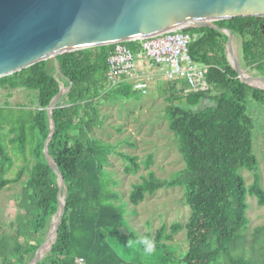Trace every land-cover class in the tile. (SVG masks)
Segmentation results:
<instances>
[{
  "label": "trees",
  "instance_id": "trees-1",
  "mask_svg": "<svg viewBox=\"0 0 264 264\" xmlns=\"http://www.w3.org/2000/svg\"><path fill=\"white\" fill-rule=\"evenodd\" d=\"M215 22L229 28L237 38L241 66L264 77V14L230 16ZM184 30L201 32L190 42L189 53L194 61L210 64L205 90L183 94V78L168 80L162 87L172 97L164 113L184 166L169 180L149 171L132 185L128 199L137 203L144 192L183 184L182 198L190 210L183 224L185 248L177 254L170 244L181 227L177 219L169 224L168 231L162 224L153 234L137 237L124 226L120 210L110 201L116 195L109 190L102 164L111 145L91 132L101 124L102 101L112 92L126 98L132 87L126 81L109 85L105 77L106 44L57 54L63 75L58 80L51 58L0 76V86L34 89V98L41 105L31 113L28 123L22 117L17 119L18 132L11 138L22 149L27 124L34 160L16 195L20 212L8 222L10 230L0 231V264H24L47 240L59 187L43 156L48 117L45 105L57 93L58 83L65 85L66 80L70 85L61 97L64 105L51 113L53 129L47 142V152L63 180V208L51 247L33 264H77L75 257H82L83 264H262L259 258L245 259L244 254L233 252L246 223V194H254L259 204L264 202L258 176L254 173L253 181L246 184L239 171L244 167L255 172L258 166L251 147L252 119L245 102L250 97L264 105V89L252 87L237 76L227 59L223 32L206 26ZM127 43L132 47L131 41ZM122 155L137 165L135 155ZM11 164L0 134V189L20 175V171L15 177L6 175ZM131 167L126 165L125 170ZM147 240L152 241L153 249L145 263L144 258L138 259L137 247L145 248Z\"/></svg>",
  "mask_w": 264,
  "mask_h": 264
},
{
  "label": "rangeland",
  "instance_id": "rangeland-1",
  "mask_svg": "<svg viewBox=\"0 0 264 264\" xmlns=\"http://www.w3.org/2000/svg\"><path fill=\"white\" fill-rule=\"evenodd\" d=\"M234 40L237 42L235 36ZM126 44L131 47L127 42ZM235 51L238 59L237 47ZM238 63L241 66L239 59ZM241 67L248 74L262 80L258 83L264 84V77H260L255 70ZM166 81L153 78L146 93L132 89L126 98L110 93L99 105L101 124L93 127L91 134L111 145L102 167L106 172L109 190L116 195L110 201L120 210L124 226L135 236L142 238L146 234H153L162 224L168 231L169 224L177 219L181 227L174 233V240L170 244L179 254L187 244L183 224L190 212L182 198L183 184L161 186L150 193L144 192L142 200L137 203L128 199L132 185L140 182L149 171L157 178L169 180L184 166V160L177 148V139L167 127V117L164 113L172 99L169 92L162 89L165 88ZM34 94V89L24 86H0V134L12 159L6 175L15 177L20 171L16 180L0 189L1 232L10 230L8 222L13 221L20 212L16 205V195L20 190V182L28 175V168L34 160L31 133L27 124L23 148L19 149L17 143L11 140L18 132L15 124L17 119L21 120L22 117L24 122L28 123L31 113L38 109L34 105ZM245 106L252 119L251 147L258 166L255 172L244 167L239 171L246 184L253 181L255 173L264 189V105L248 97ZM11 124L13 128H10ZM122 154L135 155L137 165L134 166ZM126 165L132 166L131 169L126 171ZM245 204L246 223L239 233L238 246L233 253H242L245 259L259 258L264 264V202L259 204L254 194L247 193ZM137 249L138 259L144 258L145 263L151 259L152 241L147 240L145 248ZM218 264L226 263L222 261Z\"/></svg>",
  "mask_w": 264,
  "mask_h": 264
},
{
  "label": "water",
  "instance_id": "water-1",
  "mask_svg": "<svg viewBox=\"0 0 264 264\" xmlns=\"http://www.w3.org/2000/svg\"><path fill=\"white\" fill-rule=\"evenodd\" d=\"M250 14H264V0H0V76L51 58L58 80L63 78L57 60L59 53L129 41L174 27L206 26L226 35L227 59L237 76L252 87L264 89L263 85L253 83L241 74L232 63L233 47L236 49L237 42L229 28L215 22L219 18ZM69 85L68 80L65 85L59 82L57 93L45 105L49 108V125L46 123L42 150L56 175L59 200L54 214L60 211L59 216L65 189L47 152V142L53 129L51 113L54 108L64 105L62 101L50 108L52 100L59 93L63 95ZM55 223L51 226V239L32 252L31 264L51 247Z\"/></svg>",
  "mask_w": 264,
  "mask_h": 264
},
{
  "label": "built area",
  "instance_id": "built-area-1",
  "mask_svg": "<svg viewBox=\"0 0 264 264\" xmlns=\"http://www.w3.org/2000/svg\"><path fill=\"white\" fill-rule=\"evenodd\" d=\"M200 33L174 27L129 40L132 47L127 41L109 43L105 70L109 85L126 81L132 89L146 93L153 78H183V94L207 89L205 74L210 64L194 61L189 53L190 42ZM34 105L41 108L37 100ZM74 261L84 262L82 257H75Z\"/></svg>",
  "mask_w": 264,
  "mask_h": 264
},
{
  "label": "bare ground",
  "instance_id": "bare-ground-1",
  "mask_svg": "<svg viewBox=\"0 0 264 264\" xmlns=\"http://www.w3.org/2000/svg\"><path fill=\"white\" fill-rule=\"evenodd\" d=\"M235 56H236V54H235V46H234V47H233L232 56H231L232 63H233L237 68H239L241 74H243L244 76L246 75V77L249 78V80H250L251 82H253V83H257V84H260V85H263V86H264L263 83H258L259 81H262V80L253 77L252 75L246 73L245 70L241 68V66L239 65L238 60H237V58H235ZM61 97H62V94H61V93L57 94V95L53 98L50 108L59 105V104L61 103V101H62V98H61ZM46 111H47V115H48V111H49V108H48V107H46ZM47 115H46V117H47ZM47 123H48V125H49L48 117H47ZM59 213H60V211H58L56 215H52L51 218L49 219L48 229H47V241H49V240L51 239V227H50V226H51L52 224L55 223L57 217L59 216ZM45 243H46V242H45ZM32 258H33V257L28 258L24 264L31 263Z\"/></svg>",
  "mask_w": 264,
  "mask_h": 264
}]
</instances>
